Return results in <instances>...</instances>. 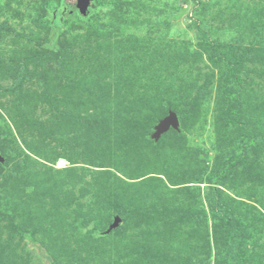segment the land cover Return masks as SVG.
I'll list each match as a JSON object with an SVG mask.
<instances>
[{"label": "rangeland", "instance_id": "374dc122", "mask_svg": "<svg viewBox=\"0 0 264 264\" xmlns=\"http://www.w3.org/2000/svg\"><path fill=\"white\" fill-rule=\"evenodd\" d=\"M0 156V264H264V0H0Z\"/></svg>", "mask_w": 264, "mask_h": 264}, {"label": "water", "instance_id": "95a60500", "mask_svg": "<svg viewBox=\"0 0 264 264\" xmlns=\"http://www.w3.org/2000/svg\"><path fill=\"white\" fill-rule=\"evenodd\" d=\"M92 0H76V7L81 13H86L87 8L91 4ZM178 117L175 112H170L166 117H164L159 124L156 126L155 132L152 134L154 136H159L161 133L167 131L170 127L177 128L178 127ZM0 161H2V157L0 156ZM121 218L116 216L110 228L116 227Z\"/></svg>", "mask_w": 264, "mask_h": 264}, {"label": "trees", "instance_id": "16d2710c", "mask_svg": "<svg viewBox=\"0 0 264 264\" xmlns=\"http://www.w3.org/2000/svg\"><path fill=\"white\" fill-rule=\"evenodd\" d=\"M59 12H60V15H62V8H60V11ZM54 30H55V33L57 34L58 31H59V27H55ZM51 49H52V51L50 52V55L57 56V54H58L57 49H55V47H52ZM226 92H227V99L233 103L232 97L229 98V94H230L229 88H226ZM234 112L235 111H233L232 109H230V111H229V115L232 114V118H233ZM236 128H237V130L239 129L240 133L243 134V135L241 134L242 137L245 138V141H247V139L249 138V136L251 135V133L248 132V131H246L244 129V127L237 126Z\"/></svg>", "mask_w": 264, "mask_h": 264}]
</instances>
